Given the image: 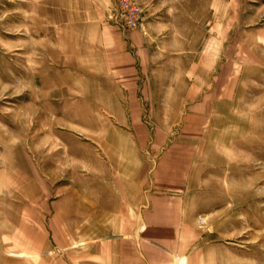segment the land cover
<instances>
[{
  "label": "rangeland",
  "instance_id": "1",
  "mask_svg": "<svg viewBox=\"0 0 264 264\" xmlns=\"http://www.w3.org/2000/svg\"><path fill=\"white\" fill-rule=\"evenodd\" d=\"M114 1L0 0V264H95L133 172L184 192L196 264H264V0H134L143 29ZM107 22L142 79L108 76Z\"/></svg>",
  "mask_w": 264,
  "mask_h": 264
},
{
  "label": "crops",
  "instance_id": "2",
  "mask_svg": "<svg viewBox=\"0 0 264 264\" xmlns=\"http://www.w3.org/2000/svg\"><path fill=\"white\" fill-rule=\"evenodd\" d=\"M98 5L99 2L95 3V7ZM114 27L107 22L105 32L102 31L107 54L104 66L108 69V76L142 79L136 74L133 56L128 49L142 53V60L147 35L144 37L139 30L117 31ZM124 179L133 181L131 186L134 187L119 196L115 194L98 200L108 208L103 210L106 214L103 215V225L116 226L120 230L89 243L97 248L92 254L95 264H196L200 246L194 218L186 210L184 192L162 187L150 189L144 202L142 177L133 172L127 173ZM102 192L105 196L106 189ZM81 200H77L78 205L84 204Z\"/></svg>",
  "mask_w": 264,
  "mask_h": 264
},
{
  "label": "built area",
  "instance_id": "3",
  "mask_svg": "<svg viewBox=\"0 0 264 264\" xmlns=\"http://www.w3.org/2000/svg\"><path fill=\"white\" fill-rule=\"evenodd\" d=\"M110 19L125 29H143L141 9L134 0H115Z\"/></svg>",
  "mask_w": 264,
  "mask_h": 264
},
{
  "label": "bare ground",
  "instance_id": "4",
  "mask_svg": "<svg viewBox=\"0 0 264 264\" xmlns=\"http://www.w3.org/2000/svg\"><path fill=\"white\" fill-rule=\"evenodd\" d=\"M6 165V164H5ZM5 167V166H4ZM7 173V172H6ZM11 180H12V178H11Z\"/></svg>",
  "mask_w": 264,
  "mask_h": 264
}]
</instances>
